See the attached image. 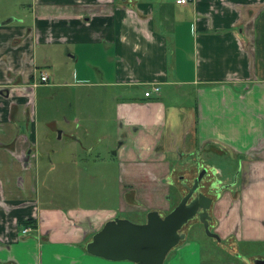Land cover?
<instances>
[{
  "label": "crops",
  "instance_id": "crops-1",
  "mask_svg": "<svg viewBox=\"0 0 264 264\" xmlns=\"http://www.w3.org/2000/svg\"><path fill=\"white\" fill-rule=\"evenodd\" d=\"M68 86L88 87L72 116L40 119L39 100ZM79 129L114 140L123 204L168 211L189 167L244 173L213 203L208 258L183 240L167 264L264 257V0H0V264H135L85 249L115 211L44 199L40 173L78 172L60 143L79 144Z\"/></svg>",
  "mask_w": 264,
  "mask_h": 264
},
{
  "label": "rangeland",
  "instance_id": "rangeland-1",
  "mask_svg": "<svg viewBox=\"0 0 264 264\" xmlns=\"http://www.w3.org/2000/svg\"><path fill=\"white\" fill-rule=\"evenodd\" d=\"M7 4V1L1 2V5L6 6ZM56 48L57 47L55 46L51 47L52 50L58 52ZM58 48H61V51H64L62 46ZM67 80L70 83L74 82L71 76H69ZM52 89L46 90V92L51 95ZM86 91H88L87 86H84V88H74L68 86L67 88L59 90L56 96L52 98V102L59 96L61 98V104L59 105L58 112L55 111L54 103L49 101L46 103L44 101L46 103L44 104L42 102L44 98L40 99L38 102L41 107L39 108L40 119L55 116L59 119V121H61L62 115H66L70 118L73 112L68 105L69 101L74 102V98L76 100V96H81L82 93L85 94ZM85 104L86 101L84 100V105ZM46 106L48 108L47 114L43 111L44 108L46 109ZM99 110V108H96L95 113L99 112ZM78 134L80 135L79 144H70L67 142L63 143L64 140L60 143V146H66L63 149H66L68 148V145H71L74 150L79 151V155L77 156V165L79 166L78 172L70 173L69 171H62L58 175L53 176V179L50 178L49 173H40V185L42 186L43 193L45 194L44 199L63 206L66 204H76L79 207H85L95 211L99 210V213L103 211L106 213L108 210H112L116 212L117 217L126 218L134 223L144 222L146 213L149 211L146 207L147 204L141 200H137V202L134 203L125 202L127 204H123L124 198H122V193L124 192L121 188L123 181L120 177L119 161L116 157L114 158L110 156L107 151L108 145L112 146L114 140L112 139L106 141L103 139L98 140L94 137H84L83 132H81L80 129L78 130ZM86 149L89 151H86ZM209 157L212 158L216 166H222L223 161H221L219 157L215 158L211 154L207 155L206 158L208 159ZM177 174L178 173H176V175ZM224 177L225 175L222 174V181L227 179L226 177L224 179ZM175 179H177L176 176ZM175 182L177 181L175 180ZM179 195L180 192L177 188H174V195L168 206L169 209L173 204L172 202L179 199ZM159 212L161 215H164L168 211L163 209ZM210 229H213V225L211 224ZM182 231L185 232V238L183 240H186V243L189 241L191 246H194V239L199 242L198 245L200 246L203 257L205 258H208V253H210L209 249L215 248L213 245H218L220 243L213 237L208 236L205 233L202 223L195 218L189 220L182 228ZM183 240H181L178 245L173 247L168 252L163 264H167L168 261L176 255L175 252L178 251L180 247H184L182 242ZM257 251L259 252L262 250L257 249ZM214 254L216 257L219 255L218 252ZM172 263L174 264V261Z\"/></svg>",
  "mask_w": 264,
  "mask_h": 264
},
{
  "label": "water",
  "instance_id": "water-1",
  "mask_svg": "<svg viewBox=\"0 0 264 264\" xmlns=\"http://www.w3.org/2000/svg\"><path fill=\"white\" fill-rule=\"evenodd\" d=\"M199 163L198 160L197 164ZM206 171V166L202 167L193 178L191 186H188L186 194L164 215L151 209L142 223L117 216L106 220L85 244L86 251L109 260L163 264L168 252L185 238V232L180 231L182 226L194 218L202 223L208 236L220 240L218 234L210 229L213 198L197 189ZM219 182L222 185L218 190L222 191L235 184V176L230 183H223L222 180ZM218 190L215 192L217 197L220 195ZM237 256L246 264H264V257H256L251 261L243 255Z\"/></svg>",
  "mask_w": 264,
  "mask_h": 264
},
{
  "label": "flooded vegetation",
  "instance_id": "flooded-vegetation-1",
  "mask_svg": "<svg viewBox=\"0 0 264 264\" xmlns=\"http://www.w3.org/2000/svg\"><path fill=\"white\" fill-rule=\"evenodd\" d=\"M194 169H192V167H189V168H187V171H185V172L184 171H182L181 173L177 172L178 174L176 175V178H178V180L175 183L176 184L175 186H176L177 190L180 192L179 200L181 199V197L183 195L186 194L188 186H191L193 178L199 172V170L195 171ZM206 169H207V171L205 172L203 178L200 180L197 189H198V191H201V192H203V193H205V194H207L213 198V202H212V206H213L215 199H217V196H215V192H217L216 190H218V187L222 185V182L221 183L219 182L220 180H222V178L220 176H218L219 173H217V171H215V169L213 167H207L206 166ZM184 175L186 176L185 179H183ZM234 176H235V183L237 180L239 181L240 184L244 183L243 182V179H244V173L243 172H240L237 169L233 172L232 177H234ZM230 182H232V179L230 181L228 180L227 182H223V183H230ZM218 191L221 192V190H218ZM192 197H193V195L189 198V200ZM211 209H212V207L210 208V213L212 212ZM195 219H197V218H195ZM183 227L184 226H182V228ZM182 228L180 229V231H182Z\"/></svg>",
  "mask_w": 264,
  "mask_h": 264
},
{
  "label": "built area",
  "instance_id": "built-area-1",
  "mask_svg": "<svg viewBox=\"0 0 264 264\" xmlns=\"http://www.w3.org/2000/svg\"><path fill=\"white\" fill-rule=\"evenodd\" d=\"M190 0H175L176 3H179V4H185L187 2H189ZM48 80V76L45 74V73H42L40 76H39V82H44V81H47ZM159 90V87L157 85H153V87L151 89H148V90H145L144 91V96H149L152 91H155L157 92ZM30 227L29 226H26L22 229V232L25 233Z\"/></svg>",
  "mask_w": 264,
  "mask_h": 264
},
{
  "label": "trees",
  "instance_id": "trees-1",
  "mask_svg": "<svg viewBox=\"0 0 264 264\" xmlns=\"http://www.w3.org/2000/svg\"><path fill=\"white\" fill-rule=\"evenodd\" d=\"M172 198H173V194L171 195V199H172ZM178 200H179V199H177V201H175V202H174V201L172 202L173 204L171 205V208H170V209H172V208L174 207V205H176V203L178 202ZM171 201H172V200H171ZM21 223H22V224H33L34 221H33L32 219H26V220H22Z\"/></svg>",
  "mask_w": 264,
  "mask_h": 264
}]
</instances>
